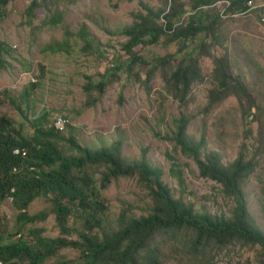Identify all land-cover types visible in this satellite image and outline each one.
Here are the masks:
<instances>
[{
	"label": "rangeland",
	"instance_id": "rangeland-1",
	"mask_svg": "<svg viewBox=\"0 0 264 264\" xmlns=\"http://www.w3.org/2000/svg\"><path fill=\"white\" fill-rule=\"evenodd\" d=\"M163 1L48 0L47 7L38 8L32 17L27 10L34 0L11 1L0 18V42L11 50L3 57L5 68L0 70V117L11 120L23 137H31L39 117L44 128H50L54 116H65L69 127L62 137L73 136L79 145L92 150L120 144L126 160L138 161L144 156L161 169L174 198L191 204L197 213L230 218L233 202L223 195L221 186L200 178L195 161L163 139L170 136L180 114L190 115L189 134L197 141L205 138L204 153L217 152L224 164L239 153L247 159L257 154V166L243 191L248 211L264 233V23L260 22V8L225 21L220 26V40L211 50L216 57L225 51L234 75L247 85L257 107L249 115L246 103L242 108L236 98L207 109V95L213 88L209 57L200 58L203 82L193 87L186 109L168 93L160 69L144 84L146 68L131 64V55L124 48L129 37L124 31L135 22L137 13H145L143 6L162 9ZM251 1L255 7L261 3ZM180 2L190 13L191 0ZM58 16L60 23L52 26L51 19ZM163 39L155 45H138L134 52L151 62L177 50V44H165ZM200 40L201 36L196 43ZM102 82L110 84L100 96L90 87ZM60 147L66 154L79 156L66 141L60 142ZM177 170L182 171L183 182ZM103 171L101 166L89 169L98 182ZM100 194L106 208L103 227L112 232L118 230L123 214L147 216L153 206L147 190L136 179L114 180ZM52 198L53 194L40 197L30 205V216L47 214L37 223L19 222L20 212L12 203L1 204L0 236L4 244L16 241L19 235L31 241L30 232L37 230L46 238L78 240L75 232L71 236L61 234ZM68 226L83 230L84 220L74 215ZM94 234L102 233L95 229ZM257 250L233 244L221 251L208 248L204 256L195 259L179 238L160 244L163 264H259ZM81 255L79 249L63 248L45 264H84Z\"/></svg>",
	"mask_w": 264,
	"mask_h": 264
},
{
	"label": "trees",
	"instance_id": "trees-1",
	"mask_svg": "<svg viewBox=\"0 0 264 264\" xmlns=\"http://www.w3.org/2000/svg\"><path fill=\"white\" fill-rule=\"evenodd\" d=\"M11 1L0 0V18L5 16V8ZM216 1L191 0L190 11L196 12L186 17L183 23L180 21L187 11H184L180 0H164L162 9L143 6L145 13H137L135 22L124 31L129 37L124 48L131 55L132 65L137 63L146 68L144 84L151 80L157 69L162 71L168 93L183 109L190 101L193 87L203 82L200 58L209 57L213 63V88L207 95V109L212 110L224 101L236 98L242 108L245 102L247 113L253 115L251 110L256 107L255 100L245 82L234 75L226 52L220 57L211 53L220 40V26L234 18L222 19L211 12H197L198 8ZM228 1L230 5L226 13L229 16L246 13L247 2L251 0ZM47 2L34 0L27 15L32 17L38 8H46ZM258 12L264 19V7ZM251 13L253 11L248 14ZM60 18L51 19V25L59 24ZM200 36L201 40L196 43ZM162 38L165 44H177V50L151 62L135 54L134 49L138 45H155ZM10 52V48L0 42V70L5 68L3 57L9 56ZM173 64L167 74L166 69ZM109 84L102 82L90 88L103 96ZM191 119L190 115L180 114L174 120L170 136L163 139L195 161L200 178L221 186L223 195L233 202L230 218L197 213L191 204L174 198L163 180V171L152 166L144 156L138 161L126 160L121 154L120 144L99 150L83 147L73 136L64 138L62 132L52 127L44 128L42 117L34 122V134L23 137L16 132L11 120L0 117V205L12 196V205L20 212L18 221L37 223L44 221L47 214L41 212L30 216L27 213L30 205L40 197L53 194L54 198L50 200L61 234L71 236L75 232L79 237L78 240L52 239L43 237L37 230L30 232L31 241L24 236L4 244V238L0 236V261L3 264H45L60 249L71 247L81 251L84 264H163L160 244L170 238H179L195 259L204 256L208 248L221 251L238 244L258 249L259 264H264V233L250 215L243 191L257 166V154L247 159L239 153L233 161L224 164L217 152L204 153L205 138L197 141L190 136ZM63 141L68 142L79 156L66 154L60 147ZM16 148H25L27 156H15L13 150ZM98 166L104 168L99 182L89 173L90 168ZM172 173H175L174 168ZM177 173L183 182L182 171L177 170ZM120 178L136 179L138 185L147 190L153 206L147 216L135 218L123 214L118 230L112 232L103 227L106 208L100 192ZM74 215L83 218V230L68 226ZM95 229L102 234H94Z\"/></svg>",
	"mask_w": 264,
	"mask_h": 264
},
{
	"label": "built area",
	"instance_id": "built-area-1",
	"mask_svg": "<svg viewBox=\"0 0 264 264\" xmlns=\"http://www.w3.org/2000/svg\"><path fill=\"white\" fill-rule=\"evenodd\" d=\"M229 5H230V2L228 0H218V1H216L210 5H206V6H202V7L198 8L197 12L198 11L211 12L213 14H216L217 16H219L222 19H227V18H231V17L232 18L245 17V16H247L248 13L257 9L253 5L252 1H248L247 2L248 11L246 13L241 14V15L235 14V15H229L228 16L226 13V10L229 7ZM195 12L185 13L184 16L182 17L180 23H183L186 17L193 15ZM67 124H68V121L66 120L65 116L57 115V116L53 117L51 127L54 128L58 132H63V131H65ZM13 154L15 156L21 155L22 157H25V156H27V150L25 148H16L13 150ZM7 201H10V203H12L13 197L12 196L8 197ZM19 237H21V235H19ZM0 264H3V262L0 261Z\"/></svg>",
	"mask_w": 264,
	"mask_h": 264
},
{
	"label": "crops",
	"instance_id": "crops-1",
	"mask_svg": "<svg viewBox=\"0 0 264 264\" xmlns=\"http://www.w3.org/2000/svg\"><path fill=\"white\" fill-rule=\"evenodd\" d=\"M261 1V3L256 8H262L264 7V0H258V2ZM253 2V1H252ZM259 15V14H258ZM260 22L264 23V19L260 20Z\"/></svg>",
	"mask_w": 264,
	"mask_h": 264
}]
</instances>
